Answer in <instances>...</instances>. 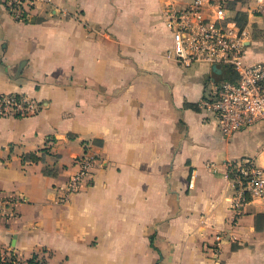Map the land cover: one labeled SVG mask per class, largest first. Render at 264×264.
I'll return each instance as SVG.
<instances>
[{
  "label": "crops",
  "instance_id": "0c3cea01",
  "mask_svg": "<svg viewBox=\"0 0 264 264\" xmlns=\"http://www.w3.org/2000/svg\"><path fill=\"white\" fill-rule=\"evenodd\" d=\"M169 2L52 0L23 23L0 2V94L44 105L34 116L0 117V197L17 201L13 216L0 210V257L264 264V201L234 220L228 177L245 156L264 167V122L221 133L201 100L223 71L166 58ZM229 9L247 30L246 62H264V1L231 0ZM87 148L99 163L62 202Z\"/></svg>",
  "mask_w": 264,
  "mask_h": 264
},
{
  "label": "built area",
  "instance_id": "2783aa9c",
  "mask_svg": "<svg viewBox=\"0 0 264 264\" xmlns=\"http://www.w3.org/2000/svg\"><path fill=\"white\" fill-rule=\"evenodd\" d=\"M231 0H170L163 17L174 42L165 55L183 68L206 63L220 68L219 79L212 80L211 87L201 100V106L213 114L225 137L249 130L264 122V62H246L247 30L230 14ZM260 5L264 0H257ZM7 13L17 22H28L39 3L52 0H0ZM227 70L232 71L227 76ZM44 105L34 99L16 94H0V117L25 118L38 114ZM99 158L91 149L76 158L75 174L64 187L65 202L80 192L91 177ZM228 177L233 184L230 209L237 220L245 207L253 200L264 201V167L254 158L245 156L229 164ZM15 198H1L0 210H11ZM220 238L217 237V240ZM4 261L27 264L15 255L4 252Z\"/></svg>",
  "mask_w": 264,
  "mask_h": 264
},
{
  "label": "trees",
  "instance_id": "16d2710c",
  "mask_svg": "<svg viewBox=\"0 0 264 264\" xmlns=\"http://www.w3.org/2000/svg\"><path fill=\"white\" fill-rule=\"evenodd\" d=\"M226 74L229 77V76L232 75V71L231 70H227ZM49 150H50V148H44L41 152L44 155H46V154L49 155ZM27 158H30V160L33 161V162L38 161V159H37L35 154H30V155L27 156ZM0 264H12V260L4 261L3 256L1 255Z\"/></svg>",
  "mask_w": 264,
  "mask_h": 264
},
{
  "label": "water",
  "instance_id": "95a60500",
  "mask_svg": "<svg viewBox=\"0 0 264 264\" xmlns=\"http://www.w3.org/2000/svg\"><path fill=\"white\" fill-rule=\"evenodd\" d=\"M214 69H218L217 67H214Z\"/></svg>",
  "mask_w": 264,
  "mask_h": 264
}]
</instances>
